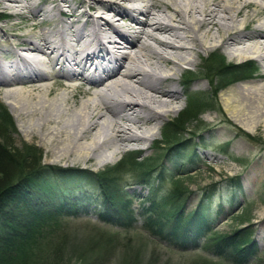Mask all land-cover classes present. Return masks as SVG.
Masks as SVG:
<instances>
[{
	"label": "bare ground",
	"instance_id": "6f19581e",
	"mask_svg": "<svg viewBox=\"0 0 264 264\" xmlns=\"http://www.w3.org/2000/svg\"><path fill=\"white\" fill-rule=\"evenodd\" d=\"M5 14L21 22L0 23V92L49 166L149 150L189 98L222 89L220 51L262 68L223 95L220 123L264 125V0H0Z\"/></svg>",
	"mask_w": 264,
	"mask_h": 264
},
{
	"label": "rangeland",
	"instance_id": "374dc122",
	"mask_svg": "<svg viewBox=\"0 0 264 264\" xmlns=\"http://www.w3.org/2000/svg\"><path fill=\"white\" fill-rule=\"evenodd\" d=\"M19 22H21V17L0 15V23L10 25ZM218 54L225 65L230 66L242 62L240 60L232 61L221 51ZM205 63L202 62L204 64L203 72H207ZM245 67L249 68L248 71L253 73V77L248 79V77L240 76L236 82L232 83L234 76L215 74L214 85L223 84L224 86V84L231 83L225 87L222 86V89H218L213 96L204 94L195 96L192 98V100L194 99L193 103L189 98L187 103H190V107L187 112L184 114L180 112L173 119L177 128H184L185 132L175 130L176 133L169 141L189 137L187 143L176 149L175 160L179 161L180 165L183 164L177 170L170 162L173 157L169 159L165 157L168 143L162 145L161 148L156 143L161 140L167 142L162 131L158 132L157 140L151 144L149 150H139L140 159L132 164L135 166L116 165L125 156L124 153L102 167H76L77 169H86L96 176L107 175L119 181L120 187L131 196V201L133 199V205L127 212L132 213L134 219L132 223L134 224L111 226L99 220L98 207H105V200L100 198L102 191L96 190L98 186L93 184L95 182L90 183L85 180L77 184L74 188V191L77 190L76 193L70 197L72 199L70 202L78 204V207L74 208L78 214L63 219L64 229L57 236L60 239V245H55L54 240L50 241L45 246L47 249L37 253V261L40 264H236L228 258L217 257L208 248L213 237H207L203 241L204 246L198 249L183 251L151 234L146 221L148 217L152 216V213L147 211L152 204L146 199L149 195L147 187L137 184L139 182L137 175L141 173V170L136 167L157 163L156 167L161 163L162 166H159L156 171H165L164 190L169 192L177 186V188L188 191L186 211L195 209L199 204L202 190L214 183L220 185V189L225 187L223 192L226 193V188L232 185L233 181L239 182L238 187L227 189L230 195L236 194V198L233 203L225 202L222 214L218 218L220 224L217 225L214 233L225 236L244 227L251 228L253 240L257 242L260 252L257 257L246 264H264V125L259 128L246 129L228 123H220L226 118L222 102L223 95L234 86L252 84L254 75L262 71L261 65L256 61ZM239 78L241 79L239 80ZM0 105L6 108V118L8 117V120L0 119V153L2 156L10 157L9 161L13 160L11 161L12 165L8 163L9 161L3 165V169H11L6 175L17 174L21 170V163L25 161L23 158H26V164L29 167L31 163L35 162V166L33 164L31 168L41 165L40 167H47L53 173L56 172L53 174L55 176L51 175L50 179H46L55 184L59 177L58 169L48 168L52 167L49 166V161L45 160L44 156L38 157L39 145L37 141L25 137L17 116L12 113L4 93L1 92ZM207 116L218 121V124L212 127L202 124L203 119ZM179 119H183V121H179ZM5 122H7V126H3ZM29 167L26 170L31 171ZM66 168L68 167H62V169ZM4 177L5 173L3 172L0 174V179ZM56 186L60 187V185ZM85 193L95 195L94 198L97 200L88 201L83 198H75L83 197Z\"/></svg>",
	"mask_w": 264,
	"mask_h": 264
},
{
	"label": "trees",
	"instance_id": "16d2710c",
	"mask_svg": "<svg viewBox=\"0 0 264 264\" xmlns=\"http://www.w3.org/2000/svg\"><path fill=\"white\" fill-rule=\"evenodd\" d=\"M214 60L218 64L213 62ZM209 62L217 68L219 74L236 77L248 71L242 66L225 65L217 56L210 58ZM6 114V108L0 105V119H7ZM6 123H3V126H7ZM175 126L177 127L176 124L170 123L163 134L169 145L165 157L166 159L173 157L170 162L177 170L180 163L175 160L176 149L185 144V139L170 142L176 133ZM10 159L0 153V174L5 173V177L0 179V264H40L36 259L38 252L47 249L45 246L53 240L55 245H60L57 236L64 229L63 219L78 214L74 209L78 204L70 202L72 200L70 197L76 193L77 190L74 191V188L77 184L85 180L95 182L93 184L98 188H93L98 192L102 191L105 207H98L99 220L111 226L134 224L132 213L127 212L133 205V199L131 201V196L124 192L115 178L107 175L96 176L88 170L48 167L58 169L59 177L54 184L46 179H50L56 172L53 173L47 167H40L41 165L31 168V165L35 166V162L29 167L26 158H23L25 161L21 163V170L18 172L20 175L18 173L6 175L11 169L5 170L3 165ZM139 159L140 157L129 155L120 164L129 167ZM11 161L8 163L12 165ZM156 164L136 167L141 170L137 175L139 180L137 184L146 186L149 191L146 199L151 201L152 206L147 211L152 213V216L148 217L146 222L153 236L183 251L198 249L204 246L203 240L213 237L208 248L217 257L228 258L236 264H246L258 256L259 249L253 240L251 228H242L225 236L214 233L223 211L221 203L216 208L213 205L214 185L202 190L199 204L195 209L186 211L188 191L176 186L166 192L163 188L165 171L157 172L158 167L162 165L160 163L155 167ZM28 167L31 171L26 170ZM56 185L62 188H57ZM94 197L96 196L85 193L83 197L75 198L92 200ZM231 198L229 201L232 203L235 197Z\"/></svg>",
	"mask_w": 264,
	"mask_h": 264
}]
</instances>
